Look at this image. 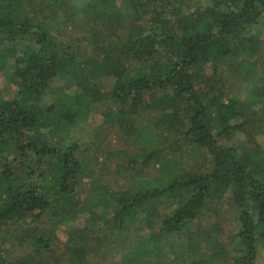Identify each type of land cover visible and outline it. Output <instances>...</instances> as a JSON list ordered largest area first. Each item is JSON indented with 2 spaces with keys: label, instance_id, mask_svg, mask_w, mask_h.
I'll use <instances>...</instances> for the list:
<instances>
[{
  "label": "trees",
  "instance_id": "1",
  "mask_svg": "<svg viewBox=\"0 0 264 264\" xmlns=\"http://www.w3.org/2000/svg\"><path fill=\"white\" fill-rule=\"evenodd\" d=\"M63 1L0 0V74L16 87L0 94L1 242L32 247L16 263L0 247V264H92L132 232L142 240L121 264H255L264 242V151L254 139L264 134V38L251 29L264 18V0H209L191 12L187 0H121L126 11L119 0H89L86 51L54 34ZM106 79L115 80L120 128L138 134V116L151 112L153 126L171 136L131 159L160 164L165 178L118 191L88 183L82 198L89 174L78 144L49 136L85 118ZM57 80L77 91L47 111L40 103ZM241 86L244 97L232 90ZM241 131L251 139L230 144ZM185 144L203 151L208 166L172 176L168 156ZM225 199L239 227L230 238L217 208ZM84 213L85 226L57 250L58 226ZM43 217L46 228L20 222Z\"/></svg>",
  "mask_w": 264,
  "mask_h": 264
},
{
  "label": "rangeland",
  "instance_id": "2",
  "mask_svg": "<svg viewBox=\"0 0 264 264\" xmlns=\"http://www.w3.org/2000/svg\"><path fill=\"white\" fill-rule=\"evenodd\" d=\"M88 1L64 0L60 13L57 15L56 20L53 21L54 34L56 36L64 42H69L73 45L78 43V46L85 51L92 50L91 40H89V28L93 26V21L87 20L85 18V11H83V7ZM208 2L209 0H187L183 8L186 12H191L198 7H204ZM119 4L122 10L124 9L125 11L130 6L127 1H122L121 3V0H119ZM251 33H262L261 37L264 38V18L253 26ZM114 83V79H106L103 82L101 87L103 100L91 104V109L85 118L69 126L65 132L62 131L49 136L55 142L62 140L65 144H78L80 156L83 158L84 164L88 168L87 173L89 174L88 177L84 178L86 185L82 189V198L87 194V190L91 189L90 185H93V182H95L94 185L101 183L112 190L118 191L125 187L135 188L141 180L156 184L163 182L165 178L160 164L152 162L145 168L141 166V162L133 165L131 159L141 161L140 154L142 152H151L155 148H162L168 145L171 141V136H164L159 128L153 126L152 119L150 120V118H155L156 116L152 115L151 112H144L138 116L135 124L139 131L138 134L134 132L128 133L120 128L119 124L113 121V119H116L120 115L119 113L122 108L121 104L111 98ZM65 86L66 82L63 80L54 81L40 105L49 111V108L63 96V92L70 95L76 94V86H69V88L63 90ZM15 88L4 73H1L0 94L7 93V91L13 93V89ZM232 90L239 97H244L247 94L245 89H242V86L240 89L234 87ZM107 117H109V120H107ZM259 123L262 124L261 122ZM149 138L151 141H148ZM248 139L251 138H248L247 134L241 131L236 132L228 142L241 147L245 145ZM254 139L261 150L264 151V134H256ZM250 146L253 145L250 144ZM204 154L196 146L189 144L182 145L174 151L172 150V155L168 156L171 160V175L177 174L182 169L206 168L208 163ZM164 164L168 167L167 160H165ZM217 208L223 223L224 237L230 238L239 228L235 219V211L227 205L226 199L218 204ZM88 217L89 215L84 213L79 215L74 222L58 226L55 244L57 250H61L60 248L68 241V236L72 229L85 226ZM20 222L23 226L28 225L32 228L36 226L40 227L41 225H44L43 227L46 228L50 224L48 218L45 217H43L41 224L31 219H27V222ZM12 235H15V231L12 232ZM3 237L4 233H0V247L4 255L6 254L11 262L16 263L19 259L32 253V247L28 244L21 245L14 237V239L11 237L9 240L1 242ZM123 240L124 244L120 243L123 245L109 253L106 259L98 256L93 260L92 264H121L123 254L127 252L130 246L135 247L142 238L132 232L126 237H121L119 241ZM257 247L258 256L255 264H264V242H258ZM38 264L50 263L42 262Z\"/></svg>",
  "mask_w": 264,
  "mask_h": 264
}]
</instances>
